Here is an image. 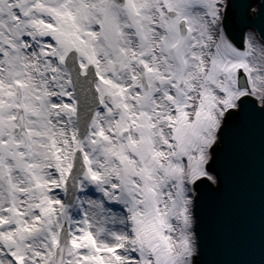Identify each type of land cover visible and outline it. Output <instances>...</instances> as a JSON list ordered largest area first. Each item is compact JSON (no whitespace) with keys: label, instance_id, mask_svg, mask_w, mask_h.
<instances>
[{"label":"snow or ice","instance_id":"1","mask_svg":"<svg viewBox=\"0 0 264 264\" xmlns=\"http://www.w3.org/2000/svg\"><path fill=\"white\" fill-rule=\"evenodd\" d=\"M0 264H264V0H0Z\"/></svg>","mask_w":264,"mask_h":264}]
</instances>
